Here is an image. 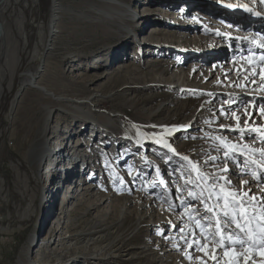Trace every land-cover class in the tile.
I'll return each mask as SVG.
<instances>
[{
	"label": "bare ground",
	"instance_id": "1",
	"mask_svg": "<svg viewBox=\"0 0 264 264\" xmlns=\"http://www.w3.org/2000/svg\"><path fill=\"white\" fill-rule=\"evenodd\" d=\"M148 1L150 2L148 5L157 3L155 5L157 9L144 15L136 14L135 10L132 9L130 0H110L109 2H102L94 5L96 7L94 12L97 17H93L88 22V25L94 29L95 33L98 32L100 34L98 37H102V41H104V45H102L103 48L100 51L101 55L108 44L106 42L108 41V38L115 37L122 31L128 33L125 39H123L121 43H118L120 48V51L118 52L119 56L125 52V49L129 44H131V42L136 43L135 40H132V38L138 37L139 40L140 34L143 33L142 28L145 25H151L149 28L151 29L150 32L147 35L142 36L143 41L136 44L137 46L140 44L141 49H147L148 52L151 53V56L155 57L154 60H149L148 65H144V67L143 64L141 67L135 65V63H130L128 66L122 65L117 67L114 71H112V73L106 71L101 76H95L97 79L98 77L101 78L108 76V85L112 88L113 86H116L113 89L115 90L114 93L107 95L104 94V91V93L102 92L103 94H100L101 98H99L97 94L89 95L87 97L83 95L80 96V94L55 97L56 94H51L50 90L45 87L46 85H44V82L46 81L42 77L37 79L36 82L35 80L33 81L31 76L26 78L27 80L25 84L39 97L46 100V103L42 106V120L44 123L50 119L52 112L50 106L60 104L59 108L62 109L61 111L64 113L65 117L72 119L74 123L73 127L77 123H81L82 127H84L74 134H79V136L83 135L87 133L85 131L90 127V134L93 133L94 137H92L89 148L95 141V137L99 135L100 141L104 142L106 147L114 145L113 153H115V155L109 156L112 177L111 179L109 178L110 180L108 181L105 180V184L103 185L100 184L101 168H97V166L96 168L92 167L93 169L88 168L90 171L87 172V175L85 176L87 179H90V182H87L78 188L76 193L79 194V197L73 204L72 209L68 210L70 211L69 216L67 215L68 218L66 217L67 219L64 221L65 208L67 207L69 201L75 199L71 196L74 188H72L71 184L67 186V190L64 192V195H62L60 205L56 208L57 215L55 218H52L51 223H49L50 225L48 224L41 240L39 241L40 243H35L39 240H35V238L41 233H38L37 231L33 232L27 241V251L30 252V259L28 256L21 255L17 260L19 264H81L79 258L88 261V264H100L102 260L111 257L115 242L110 241L109 244H105L107 241L106 235L102 234V232L100 233V226L104 225L103 222L108 219L111 213L116 211L119 218L114 225L121 228L128 214L125 206L133 202L138 205L136 215L139 213L141 214L138 215V219L135 224L141 225V223H144V218L151 216L154 208L158 207L160 215L157 222L159 223L149 222L151 227L158 226L167 228L168 226V232L171 234L166 235L165 239H178L182 244L180 245L182 246V249L190 251L191 249L197 248V244H193L192 247L188 246L189 242L192 240L190 233H195V240L204 245V247L200 250V256L194 260L197 264L203 263V260L208 259V254L209 257L212 258V261H215L218 257L226 254L231 263L236 262L241 257H247L246 261H251L252 264H255V261L259 264L264 263V209L257 204L255 199L251 201L247 208L239 209L240 213L244 216V220L241 221V223H243L245 230L240 231V229L236 227L235 222H233L231 227L228 229L229 233L235 232L238 234L233 236V240H242L243 243H236L229 247L226 251L224 250V244L216 243L209 236V233L216 231L217 227H224L222 223L224 218L220 217L221 224L218 226L216 223L217 217L213 216L212 213L206 212L202 203H198L196 206L192 205L191 203H193L196 199L189 195V191L186 189V186L177 185V196L175 195L177 198V205L174 204V207L180 209V212L178 215H175V221L172 223L170 221L169 223V220L173 217V214L171 213L173 203L169 202L171 200L165 196L166 192L168 193V191L173 190L171 189L170 182L171 178L173 179V176H170L169 178V174H174L173 169L170 168L167 172L163 168L160 169V171H156L153 176H150L152 169H154L153 167H156L155 165L159 162L158 159L156 157H149L147 160L141 155V153H138L144 148L142 147L143 145L148 146L150 144V148L154 147L155 149H160L156 145L155 140L153 141L149 139L147 135L159 141L161 147H164L163 144L166 143L164 142L165 140H163L165 139L164 137H171L174 133L173 131H164L163 134L161 133L162 137L159 138L152 135V133H160V131L167 127L163 120L159 119V116L163 114H171L173 106L183 107V104L178 105L176 102H170L167 105L160 104L150 109L147 108V104H154V102L158 101V97L162 98V96L160 95L157 97L154 95H147L146 93L159 91L162 87L168 88L166 90H169L177 95L182 96L185 93H194L201 98L196 111L192 112V114H190V116L186 119L183 118V120L177 124V127H175L176 125L173 123L178 121L180 117L175 113L173 116L170 115L172 118L170 125L173 126L170 129H175V132L178 133H180L182 126L185 127V130L195 120H198V122H201L202 124L201 126H196L197 130L200 129L207 131L209 126L207 125L209 114L214 115L215 113H218L219 116L215 120L218 122L224 121L225 113L229 111V109L234 108L236 112L244 114L246 108H241L245 105L248 107L247 110H252L250 113L256 111L258 114L256 115L258 117L262 116V120H264V58H262L264 57V48L259 47V45L264 44V39H262V37H264V2H262V0H233L234 4L230 3V6H232V8H230L242 12L240 15L237 14L238 12H234L235 10H232L233 12L227 11V7L223 5L225 3H229L231 0H217L219 4L218 6L216 5V8L210 6V3L203 4L202 1L204 0H197V2L185 4L186 11L187 9L191 10L195 7H198L202 11L200 16L202 17L203 22H199L195 17H191L187 13L183 15L181 11L178 12L175 7L173 11H165L163 8H159V6L162 7L164 5L176 6L178 4L176 0H160L159 2L155 0ZM8 2L9 0H3L0 3V15L1 12L4 13L3 10L7 7ZM236 3H238L236 6H239L240 9L234 7ZM244 5H247L253 10L251 12L246 11ZM55 10L56 9H53L52 11L50 21L52 23L59 20L57 17L59 11ZM155 11H158V13H160L163 17L165 16L164 18L170 17L173 21L180 20L182 24L178 27L173 26L171 22L162 18H157V16L154 15ZM257 12H259V15L256 14ZM79 22L80 21H77L76 23ZM251 22L256 24L255 28L250 31H246L245 27H247ZM205 24L208 25V27H205ZM0 25L1 91L4 75L7 72L9 74L13 73L14 67L19 59V53L18 43L11 39L12 32L5 26L4 21L1 19ZM50 33L54 35V38H60V32L54 30L52 25L50 27ZM227 41L230 47H233L230 54H227V51L225 52L228 48L226 44ZM202 45H205L208 49H200ZM50 49L51 47L48 48V50ZM204 51H209V53L205 54ZM48 55V57H50L49 53ZM92 56L93 55L87 56L86 60L94 59L95 57ZM227 57H229L230 61L228 64ZM209 59L223 62V65L220 64V62H213L212 69H210L211 75L200 79L204 74L202 67L209 63ZM187 63H191V66H189L187 71L179 68L183 67V65H186ZM226 65L227 67H225ZM215 71H217V74H220V78H216L215 81H209L215 74H213ZM69 72H73L72 67L69 68ZM92 80L94 79H88L90 82ZM131 92L140 94L136 97L133 95L131 97L129 96V93ZM247 92H249V94ZM143 94L146 96L143 97ZM111 101H116L117 106L120 107L121 111L129 110L135 103L143 104L141 110L135 112L134 118L135 121H137V125H128L126 121L122 119V114L119 111V113L114 114L104 113L96 109L99 104ZM214 102H217V104L213 105ZM63 106L68 107V109L63 108ZM233 115L234 111L228 116L230 119H233ZM117 121L120 123L118 126L116 125ZM126 126H128V130L127 128L124 129ZM152 128L156 130V133ZM255 132L257 133L255 137L264 138V129H257ZM221 133L222 131L217 133L218 135L215 133L212 135L223 137L224 135H221ZM225 141L227 142L226 144L224 143ZM215 142L218 143V145H222L221 141ZM233 145L238 147L240 146L239 142L232 143L228 139H223V145L219 148L220 154L217 152L216 154H213L205 160L197 163L203 173L209 176L210 182H212L211 174L216 173L220 176L221 172H226L219 169H215L213 171L212 168L217 167L215 161L224 160L228 163V165L223 168L227 170H231V167H235L237 165L235 161L240 158V155L243 154V152L237 153L239 149L238 147H232ZM254 146L255 145L251 147ZM74 147L81 148L82 144L79 143ZM65 149L66 146H50L48 148L38 149L36 153L31 152L30 155L27 152L26 159L30 163H33L32 158L29 159L31 154L33 155V158H36V160L39 158L37 162L35 161L37 163L36 166L38 167V170L41 169L48 161L46 168L42 171V174H47L48 176L50 174V178L54 181L56 180V176L59 175L57 167L58 164L56 163L59 161V158L57 159V156L60 153H64ZM171 149L173 150V147H171ZM179 150H184V148L181 147ZM179 150L178 154H183ZM165 151L166 152H162V158H165L166 160L165 165H167L168 161H170L168 160L169 158L172 161H176L175 156L177 154H174L175 151H168V149ZM225 151H227L228 155L232 157L231 159H223ZM253 151L259 152L260 150L256 151L254 148L250 152ZM88 152H92V150L90 151L89 149ZM189 152L190 149L188 147V150H184L185 155H183L184 157H188L189 160H192L194 157L196 159L197 157L199 158V155L201 156L202 153V151L200 152L198 150ZM212 157L216 158L214 162ZM258 157H254L253 159L257 160ZM79 158L80 161H78V163H81V159H84V157L81 155ZM91 159H89L88 162L86 161V163L91 164ZM127 160L129 161L125 164ZM259 161L264 162L263 160ZM86 163H84V165ZM209 163H213V165H208ZM163 165L164 164H162V167ZM246 166L247 167H244L243 170H240V173L238 171L236 173H239L238 175H249L251 178L240 176L241 179L239 181L232 179V183L236 181L237 183L232 184L235 187H231L230 185V187L226 188V192L232 191L240 193L241 198L264 197V190H262L261 186L258 185L261 180L256 181L250 174V169L247 164ZM74 167V172L69 171V169L67 171L63 169L64 171L61 173L62 179L68 178L69 175L74 174L78 169L79 172H83L86 166ZM147 168H150L151 170H148ZM141 169H144L143 171L146 169L144 174L145 176L142 175L143 173L141 174ZM134 175L136 176L133 177ZM91 177L93 180H91ZM141 177H144V179H140ZM195 177L196 176L194 175L193 179H195ZM134 179H138L135 186H133ZM219 183L224 184L222 181ZM101 187L105 189H112V194H116V198L111 200L112 202L109 201L105 210L101 211L98 215H95V217H91L94 212L99 210L100 206L106 201V199L109 198H103L106 196L104 195L102 197L100 196V198L97 197L98 200H92L93 198L91 197L93 196L91 195H93V193L95 195ZM137 187L140 188V190H143L144 200L139 199L141 197L138 198L139 195L137 192L139 189H137ZM59 189V186H56L55 191L58 192ZM55 191L51 189L49 192L48 208H51L53 204ZM133 192L136 194L131 196V193ZM244 194H247V196H244ZM164 198H166L168 203H164ZM181 201L186 202L187 205L194 206V209L198 210L196 211L197 219L200 216L210 219L212 221L211 227L203 230L198 227L195 224V221L190 219L193 207H189L188 211L185 212L184 207L186 205L181 203ZM87 202L90 203L88 206H85V203ZM115 203L117 207L115 206ZM77 207L82 208V212L79 215L81 220L74 216L76 210L78 209ZM161 210L162 213L160 212ZM216 211L218 212V210ZM229 211L231 215H235V213H232L231 210ZM124 214L126 215L124 216ZM252 216L255 218L249 220V217ZM141 219H143V221ZM79 220L86 225L83 227L79 226L77 223ZM201 223L203 224L205 221H201ZM110 225H112V223ZM57 235L58 238H56ZM205 237L208 238L205 239ZM216 239L221 240L222 233L216 232ZM230 243L231 242L225 241V244ZM159 245L162 246L163 244ZM169 245L170 244L167 243L166 247ZM237 247H241V249H236ZM36 248L37 251L35 254L33 252H35L34 249ZM220 249L223 250L220 251ZM169 251L170 250L168 249L163 250L164 253H168ZM31 253L33 255L35 254L34 257ZM186 255L187 254H185V257ZM89 260L91 263H89ZM155 262L156 261L153 263ZM175 264H178V262H175Z\"/></svg>",
	"mask_w": 264,
	"mask_h": 264
},
{
	"label": "rangeland",
	"instance_id": "2",
	"mask_svg": "<svg viewBox=\"0 0 264 264\" xmlns=\"http://www.w3.org/2000/svg\"><path fill=\"white\" fill-rule=\"evenodd\" d=\"M109 1L110 0H9L7 7L3 10L4 13L1 12L0 19L4 21L5 26L12 32L11 39L18 43L19 59L14 67L13 73L9 74L7 72L4 75L0 91V264H19L17 260L21 255L28 256L30 259V252L27 251V241L29 236L35 231L41 233L35 238V240L39 239L35 243H40L39 241L41 240L48 224L51 223L52 218H55L57 215L56 208L60 205L62 195H64V192L67 190V186L71 184L72 188H74L71 196L75 199L69 201L65 208L64 221H66L70 213L68 210L72 209L73 204L79 197V194L76 193V191L82 185L90 182V179H87L85 176L87 175V172L90 171L88 168H96V166L97 168H101V185L105 184V180L108 181L112 177L109 156L115 155V153H113L114 145L106 147L105 143L100 141V136L97 135L95 141L89 148L92 137H94L93 133L90 134V127L85 131L87 133L83 132L85 133L83 135L79 136V134H74L84 127H82L81 123H77L73 127L74 123L72 119L65 117L64 113L61 111L62 109L59 108L60 104L50 106L52 111L50 119L44 123L42 120V106L46 103V100L39 97L25 84L28 76H31L35 82L42 77L46 81L44 82V85H46L45 87L50 90L51 94H56L55 97H64L65 95L72 96L74 94H80V96L83 95L87 97L89 95L97 94L98 97L101 98L100 94H103L104 91V94L107 95L114 93L115 90L113 89L116 86H113L112 88L108 85V76L101 78L98 77V79L95 76H101L106 71L112 73L117 67L122 65L128 66L130 63H135V65L141 67L143 64L144 67V65H148L149 60H154L155 57L151 56V53L148 52L147 49H141L140 44L138 46L136 44L143 41L142 36L147 35L150 32L151 29L148 28H150L151 25H145L142 28L143 33L140 34L139 40L138 37L132 38L136 43L131 42V44L125 49V52L119 56L118 52L120 51V48L118 43H121L128 33L122 31L117 36L108 38V41H106L108 44L101 55L100 51L103 48L102 45H104V41H102V37H98L100 34L98 32L95 33L94 29L88 25V22L93 17H97L94 12L96 10V7L94 6L95 4ZM155 1L159 2L160 0ZM176 1L178 2L176 6L164 5L162 7L159 6V8H163L165 11H173L175 7V9L178 12L181 11L183 15L187 13L191 17H195L199 22H203L202 17L200 16L202 11L198 7L191 10L187 9V11L185 8V4L197 2V0ZM202 2L203 4L210 3V6H213L214 8L219 4L217 0H204ZM233 2L234 1L231 0L229 3L223 5H230V3L232 4ZM130 3L132 9H134L136 14L139 15H144L157 9L155 7L157 3L148 5L150 3L148 0H130ZM237 4L238 3H236L234 7L240 9L239 6H236ZM230 7L232 8V6ZM230 7H227V11L233 12L232 10L235 9H231ZM53 9L59 11L57 15L59 20L54 23L50 22ZM234 12H238V15L242 14V12H239L238 10H235ZM154 15H156L157 18H162L171 22L173 26L178 27L182 24L180 20L173 21L170 17L164 18L165 16L163 17L158 11H155ZM77 21L80 22L76 23ZM50 24L53 26L54 30L60 32L59 39L54 38V35L50 33ZM255 26L256 24L251 22L245 27V29L246 31H250L255 28ZM205 27H208V25L205 24ZM226 44L228 48L225 52L227 51V54H230L233 47H230L228 41ZM49 47H51L50 50H48ZM200 49H208V47L202 45ZM48 53L50 54V57H48ZM204 53L208 54L209 51H204ZM89 55H93L92 57L95 58L92 60H86V57ZM213 62L219 63L220 61L209 59V63L202 67L204 74L200 79L211 75L210 69H212ZM229 62V57H227V64ZM220 64L223 65V62H220ZM189 66H191V63H187L179 68L187 71ZM70 67L73 68V72H69ZM225 67H227V65ZM213 74L214 75L209 81H215L216 78H220V74H217V71L213 72ZM90 78L94 80L91 82L88 81ZM166 89L168 88L162 87L161 90L153 92L154 94L146 93L147 95H154L157 97L160 95L162 96V98L158 97L157 102L150 105L147 104L146 107L150 109L160 104L167 105L170 102H176L178 105L183 104V107L173 106L172 108L174 110L171 108V114H163L159 116L160 118L158 117L163 120L164 124L167 126L166 128L170 129L173 127L170 125L172 120L170 115L173 116L175 113L180 117L178 121L173 123L176 125L175 127H177V124L180 123L183 118L186 119L192 114V112L196 111L201 98L194 93H185L181 96ZM247 93L249 94V92ZM138 94L140 93L131 92L129 93V96L132 97L133 95L136 97ZM142 96L145 97L146 95L143 94ZM216 104L217 102L213 103V105ZM142 107L143 104L135 103L129 110L121 111L120 107L117 106V102L111 101L99 104L96 109L104 113L116 114L120 112L122 114V119L126 121L128 125H137V121H135L134 118L135 112L140 111ZM63 108L68 109V107L64 106ZM245 108L246 111L244 114L236 112L234 108L229 109V111L225 113L224 121L219 122L215 120L219 116L218 113H215L214 115L209 114L207 122V125L209 126L207 131L200 129L197 130L196 126H201L202 124L201 122L199 123L198 120H195L185 130V127L182 126L180 133L173 131L174 133L171 137L165 136V139H163L165 140L164 142L168 145L170 144V147H173V150L175 151V153H173L177 154L175 156L176 161H172L169 158L168 160L170 161H168L167 165H165V158H162V152H166L165 150L168 148L161 147L159 141L147 135L149 139L153 141L155 140L156 145L160 148L155 149L152 145L153 148H150V144L148 146L143 145L142 147L144 148L141 152H138L147 160L149 157H156L158 159L159 162L155 165L156 167H153L154 169H152L150 176H153L156 171H160V169L163 168L167 172L170 168L173 169L174 174H169V178L170 176H173V179L171 178L170 180L171 189L173 190L168 191V193L166 192L165 196L171 200L169 202L173 203L171 209L173 217L169 220V223L170 221L171 223L174 222L175 215H178L180 212V209L174 207V204L177 205V185L186 186L188 191L192 190L197 194L200 192V188L193 189L191 184H185V177L190 174V169L186 161L181 157H184V150H188V147L190 152L196 150L200 152L202 151L199 158L197 157L196 159L194 157L191 160L194 163H199L217 152L220 154L219 148L223 145V139H228L232 143L239 142L240 146L238 147L239 151H237V153L243 152V154H241L240 158L235 161L237 165L231 167V170L229 169L224 173H220V176L227 177V180L230 182L232 179L239 181L241 179L240 176L251 178L249 175L246 176L245 174L238 175L241 172L240 170L247 167L246 164L253 165L249 171L250 174L252 172L264 171V162L259 161L254 163L253 160H250L257 157V154L261 153L254 151L251 153L250 151L254 148L256 151L258 149L264 151V143H261V140L264 138L255 137L257 134L255 131L257 129H264V120H262V116H257L258 114L256 111L250 113L252 110H247L248 107L246 105L241 109ZM233 111L234 118L230 119L228 115ZM119 124L120 123L117 121L116 125L118 126ZM126 128L128 130V126L124 129ZM165 129L160 131V133H156V130L153 129L156 134L152 133V135L157 136V138L162 137ZM220 131H222L221 135H224L223 137L213 136L214 133L218 135L217 133H220ZM214 139L215 141H221L222 145H218ZM79 143L82 144V147L75 148L74 146ZM253 145L255 146L251 147ZM50 146H66L65 152L60 153L57 156V159L59 158V161L56 162L58 164L59 175L56 176V180L54 181L50 178V174L49 176L47 174H42L48 161L38 170L36 162L39 158L36 160L31 154L29 159L32 158L33 163H30L26 159L27 152L30 155L31 152L36 153L38 149L48 148ZM181 147H183L184 150H179ZM89 149L90 151L92 150V152H88ZM178 150L183 154L179 155ZM168 151L170 150L168 149ZM81 155L84 159H81V163H78ZM223 157V159H226L225 156ZM89 159H91V164L86 163ZM259 159H262L261 156L258 157V160ZM128 161L129 160H127L125 164L128 163ZM84 163L86 164L84 165ZM162 164H164L163 167ZM215 164L217 167H213V171L215 169H224L223 167L228 165L224 160H217L215 161ZM256 164L257 166H255ZM208 165L212 166L213 163H209ZM74 166H86L84 168L85 172H79L78 169L74 174L69 175V177L66 176L68 178L62 179L61 173L68 169L69 171L74 172ZM147 169L151 170L150 168ZM143 170L144 169H141V174L143 173L142 175L145 174L146 169L145 171ZM237 171L239 172L238 174L236 173ZM191 175L193 178L194 175L196 176L194 171L191 172ZM135 176L136 175L133 177ZM252 177L256 181H260L253 175ZM140 179H144V177H141ZM91 180H93L92 177ZM137 181L138 179L133 180V186H135ZM261 182L258 183L259 186L261 185ZM208 183L211 185L212 182L209 180ZM222 183L225 182L222 181ZM234 183H237V181L233 183L231 182V187H235L232 185ZM110 185L112 186L111 183ZM56 186H59L60 188L58 192L55 191ZM51 189L55 191V196L51 208H48L49 192ZM100 189H98V192L102 191L100 192L101 194L96 192L94 195L93 193V195H91L93 196L91 197L93 198L92 200H98L100 196L102 197L104 195L106 196L103 198H109L106 199L101 205L102 207L100 206L99 210L94 212L91 217H95V215H98L101 211L105 210L109 201L116 198V194H112V189H105L102 187ZM137 189H139L137 192L139 195L138 198L141 197L139 199L144 200L143 190H140L138 187ZM134 194L136 193H131V196ZM204 196H207L206 191L204 192ZM166 198H164L165 204L168 203ZM212 202L213 201H209V204ZM89 203L90 202L85 203V206H88ZM198 203H200V200L196 199L191 204L196 206ZM137 206L138 205L135 202L125 206L127 208L126 212L128 214H126L128 217L126 216L121 228L114 225L119 218L116 211L111 213L108 219L103 222L105 226H100V233L102 232V234L106 235L107 241L105 244H109L110 241L116 242H114V249L113 253H111V257L102 260L100 264H175V262H178V264H197L194 260L200 256V250L197 251L195 248L187 251L182 249V246H180L182 244L178 239H165L166 235L171 234L168 232V226L167 228L158 226L151 227L149 222L159 223L157 222L160 215L158 207L154 208L151 216L144 218V221L141 219L144 223H141V225L135 224L138 215L140 214L136 215ZM77 208L74 216L81 220L79 215L82 212V208ZM196 211L198 210H195V212ZM160 212L162 213V210ZM126 214H124V216ZM80 220L77 221L79 226H85L86 224ZM111 223L112 225H110ZM56 238H58V235ZM167 243L170 244L168 247H166ZM159 244L163 245L161 246ZM37 248L34 249L35 252L33 253L36 254ZM166 249L170 251L164 253L163 250ZM236 249L240 250L241 247H237ZM221 250L223 249H220V251ZM185 254H187L186 257ZM189 256H191V259ZM218 260L219 264H252L251 261H246L247 257H241L236 262L231 263L226 254L218 257L215 261H212V258L209 257L208 254V259L203 260V263L199 264H217ZM79 261H81V264H88V261L82 258H79ZM154 261L156 262L153 263ZM89 263H91L90 260ZM255 264L259 263L255 261Z\"/></svg>",
	"mask_w": 264,
	"mask_h": 264
},
{
	"label": "snow or ice",
	"instance_id": "3",
	"mask_svg": "<svg viewBox=\"0 0 264 264\" xmlns=\"http://www.w3.org/2000/svg\"><path fill=\"white\" fill-rule=\"evenodd\" d=\"M264 2V0H262ZM226 7H230V5H225ZM244 8L246 11L251 12L253 9L249 8L247 5H244ZM259 15V12L256 13ZM264 39V37H262ZM259 47L264 48V44L259 45ZM264 58V57H262ZM166 132L175 131V129H166ZM227 143L226 141L224 142ZM261 143H264V139L261 140ZM163 146L165 148H168L170 151H174L171 149L170 145L167 143H164ZM232 147H238L236 145H233ZM262 160H264V151L260 153ZM225 157L227 159H231L232 157L228 155L227 151H225ZM186 161V163L189 166L190 174L185 177V184H191L192 188H200V192L194 193L193 191H189V195L192 196L194 199H199L200 203L204 205V209L208 213H212L213 216L217 217L216 223L219 226L221 224L220 217H223V225L224 227H217L216 231L209 233L210 238L215 241L218 244H224L225 250L232 245L236 243H243L242 240H233V236L238 235L235 232H228V229L231 227L232 223L235 222L236 227L240 229V231H244V225L241 223V221L244 220V216L240 213L239 209L241 208H247L252 200H256L257 204L264 209V197H247V198H241V194L237 192L227 191L226 188L230 187L231 182L227 180V177L225 176H219L216 173L211 174L212 175V183L209 185V176L204 174L202 169L197 163L192 162L189 160L188 157H181ZM215 157H212L213 162L215 161ZM196 173L195 179H193L191 172ZM221 171H227V169H221ZM251 175H253L258 180H261V189L264 190V171L261 172H252ZM220 181H224V184L219 183ZM207 192V196H204V192ZM226 193V194H225ZM244 196H247V194H244ZM209 201H213L211 205L209 204ZM181 203L185 204L184 211L187 212L189 207H193V212L190 216V219H193L195 221V224L203 229H208L211 227L212 221L208 219L207 217L200 216L198 219L197 213L195 212L194 206L187 205L186 202L181 201ZM218 210V212L216 211ZM232 213H235V215H231L230 211ZM255 217H249V220L254 219ZM201 221H205V223H201ZM216 232L222 233V239L217 240L216 239ZM192 236L191 242H189V247H192L193 244H197L196 250H201L204 245L201 244L199 241L195 240V233H190ZM208 237H205L207 239ZM225 241L231 242L230 244H225ZM191 259V256H189ZM217 264H219V260L217 261Z\"/></svg>",
	"mask_w": 264,
	"mask_h": 264
},
{
	"label": "water",
	"instance_id": "4",
	"mask_svg": "<svg viewBox=\"0 0 264 264\" xmlns=\"http://www.w3.org/2000/svg\"><path fill=\"white\" fill-rule=\"evenodd\" d=\"M2 1H3V0H1L0 3H1ZM0 27H1V25H0ZM0 30H1V28H0ZM0 36H1V31H0Z\"/></svg>",
	"mask_w": 264,
	"mask_h": 264
}]
</instances>
